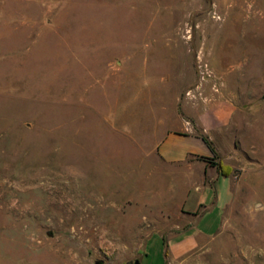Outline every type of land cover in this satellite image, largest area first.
Segmentation results:
<instances>
[{"label":"rangeland","instance_id":"obj_1","mask_svg":"<svg viewBox=\"0 0 264 264\" xmlns=\"http://www.w3.org/2000/svg\"><path fill=\"white\" fill-rule=\"evenodd\" d=\"M197 85L256 95L257 139L219 230L170 260L131 141ZM136 260L264 264V0H0V264Z\"/></svg>","mask_w":264,"mask_h":264},{"label":"crops","instance_id":"obj_2","mask_svg":"<svg viewBox=\"0 0 264 264\" xmlns=\"http://www.w3.org/2000/svg\"><path fill=\"white\" fill-rule=\"evenodd\" d=\"M256 99V95L243 97L231 90L208 94L195 106L173 98L169 114L159 111L152 121L149 119L153 128L146 133L148 140L131 141L132 146L145 147L144 160L161 170V182L155 181L159 198L153 203L161 222L155 228L169 227L173 231L169 238L159 233L166 239L170 260L194 248L200 237L213 236L221 227L225 208L240 187L237 163L242 155L250 156L249 139H257L252 136L257 126V103H249ZM245 105L255 113H247ZM162 115L170 118L168 123ZM218 185L219 193L215 190ZM199 207L202 213L195 216Z\"/></svg>","mask_w":264,"mask_h":264},{"label":"built area","instance_id":"obj_3","mask_svg":"<svg viewBox=\"0 0 264 264\" xmlns=\"http://www.w3.org/2000/svg\"><path fill=\"white\" fill-rule=\"evenodd\" d=\"M197 69L201 80H204L208 77L209 78L212 77V71L207 63L199 62ZM213 88L215 91H218V86H216V84L213 85ZM185 95L190 99H194V98H199L203 100L206 99V97L203 95L202 91L200 90V85H197L194 90L193 89L187 90L185 92Z\"/></svg>","mask_w":264,"mask_h":264},{"label":"trees","instance_id":"obj_4","mask_svg":"<svg viewBox=\"0 0 264 264\" xmlns=\"http://www.w3.org/2000/svg\"><path fill=\"white\" fill-rule=\"evenodd\" d=\"M203 139L205 140V142H207L209 145H211L206 137H203ZM219 169L222 171L224 169V166L221 164L219 166ZM165 254H167V250H165ZM124 264H130V263H124Z\"/></svg>","mask_w":264,"mask_h":264},{"label":"water","instance_id":"obj_5","mask_svg":"<svg viewBox=\"0 0 264 264\" xmlns=\"http://www.w3.org/2000/svg\"><path fill=\"white\" fill-rule=\"evenodd\" d=\"M134 264H139V262L136 260V261L134 262Z\"/></svg>","mask_w":264,"mask_h":264}]
</instances>
